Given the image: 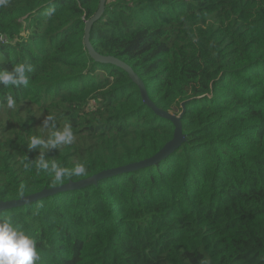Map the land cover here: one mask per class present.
<instances>
[{
    "label": "trees",
    "instance_id": "obj_1",
    "mask_svg": "<svg viewBox=\"0 0 264 264\" xmlns=\"http://www.w3.org/2000/svg\"><path fill=\"white\" fill-rule=\"evenodd\" d=\"M98 5L0 9V69H35L26 88L0 85V103H18L0 109V203L149 159L172 139L127 73L88 55L85 23ZM89 39L133 70L157 108L179 116L184 105L185 142L155 166L2 211L0 221L11 217L36 241V264H264V0H106ZM49 114L58 129L72 126L74 141L46 158L83 162L87 174L56 183L36 172L39 151L27 144Z\"/></svg>",
    "mask_w": 264,
    "mask_h": 264
},
{
    "label": "clouds",
    "instance_id": "obj_2",
    "mask_svg": "<svg viewBox=\"0 0 264 264\" xmlns=\"http://www.w3.org/2000/svg\"><path fill=\"white\" fill-rule=\"evenodd\" d=\"M9 0H0V9L7 7ZM55 12L54 7H49L46 15L51 16ZM4 62L0 57V63ZM35 71L31 63H16L11 71L0 69V85L4 88H14L29 85V74ZM18 111V103L13 95H7L5 102L0 103V109ZM40 134L29 137L27 148L38 150L39 155L35 160V170L38 173H50L56 183H62L66 178L79 177L87 174L85 163H76L73 167H64L54 158H46L50 150H57L60 146L71 145L74 141V132L70 124H65L61 129L57 128L54 115H46L43 120ZM46 133V135H45ZM28 162L26 167L31 165ZM18 195H24V185H20ZM39 259L36 241L27 235L18 226H15L11 217L0 221V264H36ZM203 264H208L204 261Z\"/></svg>",
    "mask_w": 264,
    "mask_h": 264
},
{
    "label": "water",
    "instance_id": "obj_3",
    "mask_svg": "<svg viewBox=\"0 0 264 264\" xmlns=\"http://www.w3.org/2000/svg\"><path fill=\"white\" fill-rule=\"evenodd\" d=\"M105 3H106V0H99V5H98V9L96 13L94 14L93 17H91L85 23L84 37H83V43H84L85 49L88 52V55L90 56V58L94 60L96 63L104 64V65H111L127 73L131 81L137 86L139 93H140V98L143 101L144 105H146L154 113L156 117L166 120L172 124L174 128L172 139L169 142H167L160 151H158L154 156H152L149 159L140 161L138 163H133V164H129L123 167H119L116 169L103 171L88 179H85V180H82L76 183H67L60 187H55V188L48 189V190H43L39 193L30 195L27 197H23L19 200L2 202L0 203V212L11 210L13 208H17L21 206H25L27 204L37 202L41 199H46L48 197L57 195L59 193L80 190L86 186L96 185L98 182L104 179H109V178L120 176L123 174H129V173L141 170V169L155 166L161 163L162 161L166 160L169 156H171L173 153L179 150L182 144L185 142V138L182 133V125H181V117L184 114V105L183 104L181 105L182 112L179 116H175L172 113L165 112L157 108L150 101L143 83L140 81L138 76L133 72V70L129 66H127L126 64L122 63L121 61L113 57L100 56L93 50L92 45L90 43V39H89L90 29L102 17L104 13Z\"/></svg>",
    "mask_w": 264,
    "mask_h": 264
},
{
    "label": "built area",
    "instance_id": "obj_4",
    "mask_svg": "<svg viewBox=\"0 0 264 264\" xmlns=\"http://www.w3.org/2000/svg\"><path fill=\"white\" fill-rule=\"evenodd\" d=\"M0 43L4 44L5 43V40L3 37L0 36Z\"/></svg>",
    "mask_w": 264,
    "mask_h": 264
}]
</instances>
